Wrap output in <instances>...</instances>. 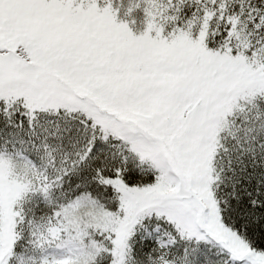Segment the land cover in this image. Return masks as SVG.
<instances>
[{
    "label": "snow or ice",
    "instance_id": "1",
    "mask_svg": "<svg viewBox=\"0 0 264 264\" xmlns=\"http://www.w3.org/2000/svg\"><path fill=\"white\" fill-rule=\"evenodd\" d=\"M0 264H264V0H0Z\"/></svg>",
    "mask_w": 264,
    "mask_h": 264
}]
</instances>
